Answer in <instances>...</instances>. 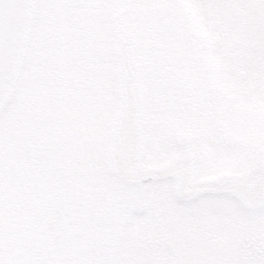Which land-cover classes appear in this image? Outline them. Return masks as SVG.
<instances>
[{
	"label": "snow or ice",
	"instance_id": "obj_1",
	"mask_svg": "<svg viewBox=\"0 0 264 264\" xmlns=\"http://www.w3.org/2000/svg\"><path fill=\"white\" fill-rule=\"evenodd\" d=\"M0 264H264V0H0Z\"/></svg>",
	"mask_w": 264,
	"mask_h": 264
}]
</instances>
